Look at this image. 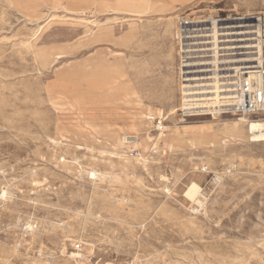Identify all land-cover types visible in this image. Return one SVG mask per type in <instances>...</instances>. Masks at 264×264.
Masks as SVG:
<instances>
[{
	"label": "rangeland",
	"instance_id": "rangeland-1",
	"mask_svg": "<svg viewBox=\"0 0 264 264\" xmlns=\"http://www.w3.org/2000/svg\"><path fill=\"white\" fill-rule=\"evenodd\" d=\"M114 1L0 0V264H264L255 118L187 119L163 101L174 24L142 17L128 33ZM169 2L171 16L264 14V0ZM119 30L116 83L99 48Z\"/></svg>",
	"mask_w": 264,
	"mask_h": 264
},
{
	"label": "built area",
	"instance_id": "built-area-1",
	"mask_svg": "<svg viewBox=\"0 0 264 264\" xmlns=\"http://www.w3.org/2000/svg\"><path fill=\"white\" fill-rule=\"evenodd\" d=\"M176 26L183 117L264 119V14L194 12ZM203 102L212 105H196ZM152 121L162 131L165 120Z\"/></svg>",
	"mask_w": 264,
	"mask_h": 264
},
{
	"label": "bare ground",
	"instance_id": "bare-ground-1",
	"mask_svg": "<svg viewBox=\"0 0 264 264\" xmlns=\"http://www.w3.org/2000/svg\"><path fill=\"white\" fill-rule=\"evenodd\" d=\"M188 1H190V0H181V4H184V3L188 2ZM114 2H115V5H113V6H115V10H111V11H113V12L115 11L117 13L132 14V15L137 16L138 18H141V16H145V15L157 14V15H164V17H162L163 19H161V20L170 21V20H173V19L179 17V15L178 16H171L170 11L173 9V7H172L171 3L169 2V0H156V1H154V0H115ZM116 19H118V18H116ZM92 26L93 27H98V25L95 24V23H92ZM176 29H177V27H176ZM178 46H179V39H178V32H177L176 57H177V69H178V88H179V94H180L181 71H180V64H179V58H178V54H179L178 53ZM179 97H180V101H181V108L180 109H182L183 106H184L183 98L180 95H179ZM196 105L209 106V105H212V103L203 102V103L196 104ZM220 114L221 113H219V115H217V116L214 115V118L215 117H219ZM178 115H179V109L177 110V116H176L177 118H178ZM152 118H157V116L149 117L148 118L149 121L153 122ZM254 118L255 119H253V121H250L249 124H248V128H247L248 139H249V141L251 143H264V119H261L259 117H254ZM179 120L182 123L184 122L183 118H180ZM151 122H149V123H151ZM151 124H153V123H151ZM136 125H137L136 126L137 128L140 126L139 124H136ZM161 127H163V125ZM111 139H112V141H115V139L113 137ZM139 140H140V136L136 135L135 137H123L121 142H122V144H125V143H133V144H135V143L139 142ZM95 173L96 172L93 173L94 176L97 175ZM185 197H186V201H188L190 203L196 202L200 198H204V199L206 198V196L204 195V190L196 182H191L188 185V187L186 189V192H185ZM199 202H200L199 204L197 203L198 206L201 205L204 202V200L200 199Z\"/></svg>",
	"mask_w": 264,
	"mask_h": 264
},
{
	"label": "crops",
	"instance_id": "crops-1",
	"mask_svg": "<svg viewBox=\"0 0 264 264\" xmlns=\"http://www.w3.org/2000/svg\"><path fill=\"white\" fill-rule=\"evenodd\" d=\"M130 16H131V18L129 19L130 20L129 21L130 22V26H129V30L127 31L128 33H134L135 31H137V27L140 25V23L143 22L141 20L142 17L158 16V17H160V19H163L162 17H164V15H145V16H141V18H138L137 16L131 15V14H130ZM116 18H118V17H116ZM177 18H179V17H177ZM177 18H175L173 20H170V21L161 20L165 27H166L167 24H169L171 22L174 24V32H173L174 33L173 34L174 35V39H173L174 42H173V44L171 46H168V45L171 44L170 41L165 42V44L168 46V48L172 47V46L174 47V57H173L174 59L173 60H171V61L168 60L166 55H165L166 66H167L166 78L169 81V83H168V87H169L168 91L169 92L168 91L166 92V90H165V93L163 94V98H162L163 101H165V102H173V101H176V100L181 102L179 94H178L179 93V88H178V69H177V57H176V38H177L176 20H177ZM122 22H124V21H121V23ZM161 33L163 35H166V37L163 36L165 39H169L170 40V37H168L169 34H168V32H166V30H162ZM101 37H102V39L104 37H106V41H103L101 43V46H100L101 48H99V55L100 56H104L103 58L101 57L102 60H104L103 61V66L106 69H112L113 68L116 71V83H118L117 80L120 81L121 77H123L124 74L121 72L122 70H121V67H120L119 64H117L116 62L115 63L114 62L111 63V62L107 61L108 60L107 56L112 54V53H114L113 51H109V46L107 44L114 42L116 47H118V46L121 45V42H123L124 36L121 33V31L119 30L118 32L115 31V36H114L113 41L112 40L111 41H107V38H108L107 36H101ZM116 52H119V51H116ZM128 90H131L130 91L131 94L135 96V93L138 92V87L133 89L134 91L132 89H130V88H128ZM153 96L154 97L151 98L153 102L162 101V100L156 99L155 95H153ZM135 101H137V99H135ZM146 101H149V99L146 100Z\"/></svg>",
	"mask_w": 264,
	"mask_h": 264
}]
</instances>
